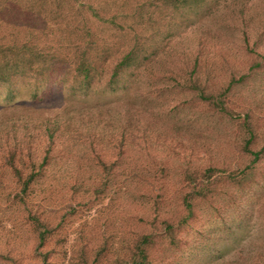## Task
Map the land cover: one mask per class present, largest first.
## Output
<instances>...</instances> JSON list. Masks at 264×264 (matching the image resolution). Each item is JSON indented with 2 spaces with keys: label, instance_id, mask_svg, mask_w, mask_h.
Segmentation results:
<instances>
[{
  "label": "rangeland",
  "instance_id": "obj_1",
  "mask_svg": "<svg viewBox=\"0 0 264 264\" xmlns=\"http://www.w3.org/2000/svg\"><path fill=\"white\" fill-rule=\"evenodd\" d=\"M164 1L0 0V47L66 60L85 43L110 49L100 84L85 95L54 78L36 99L22 86L13 102L0 92V122L14 125L24 147L22 177L30 159L40 172L23 196L3 155L13 138L0 139V264H127L126 248L146 234L155 243L148 264H264V0H207L187 21ZM136 45L145 61L126 89L103 92L112 61ZM231 79L228 115H218L204 96ZM245 114L250 150L263 149L253 179L245 191L224 186L197 203L192 230L172 246L162 223L184 216L187 173L248 163Z\"/></svg>",
  "mask_w": 264,
  "mask_h": 264
},
{
  "label": "trees",
  "instance_id": "obj_2",
  "mask_svg": "<svg viewBox=\"0 0 264 264\" xmlns=\"http://www.w3.org/2000/svg\"><path fill=\"white\" fill-rule=\"evenodd\" d=\"M171 3V8L174 11H179L182 21H187L195 15L198 11L200 14L203 7L206 6L207 0H165ZM164 1V2H165ZM202 8V10H201ZM208 7L204 10L206 11ZM137 13L143 10V7L136 8ZM148 16L149 13H148ZM14 46V45H13ZM109 46L96 45L95 42L85 43L83 46H75L71 49L72 56L69 59L58 58L53 52H47L45 49L33 46L28 48L26 45L16 47H0V92H3V101L13 102L19 93V87L27 89L29 97L36 99L41 89L50 80L54 84L66 88V92L70 95L75 93H83L84 95L89 92L95 85L100 84L102 69L101 58L110 50ZM10 54H7L9 53ZM142 48L136 46L130 47L123 51L109 66V73L107 79L102 85L103 92L107 94H115L121 90L126 89V81L133 78L135 71L142 66L145 58L142 57ZM102 55V57H100ZM259 63L252 65V69H257ZM125 79L123 80V77ZM246 77H239L237 80L242 82ZM70 81V83H69ZM235 80L231 79L225 89L216 95L204 96L205 102L208 106L216 111L218 115H228V109L225 106V100L222 99L224 94L230 91ZM243 124L245 132L243 136L242 147L240 151L242 156L250 157L248 163L241 169L226 170L217 169L213 167L206 168L201 174L187 173L188 193L181 200V207L184 216L173 224L171 222L163 221L162 231L168 238L169 244L180 246V234L183 228L192 230L190 222L194 218L195 207L197 203L206 201L209 196L222 187H236L241 191L248 188V183L251 182L253 177L254 166L259 162L263 149L254 152L250 150L252 144V132L249 125V116L244 115ZM14 125L8 124L6 121L0 122V139L5 138L8 134L12 137V143L5 146L3 155L5 158L6 166L9 167L14 173L15 181L19 185V191L23 196H26L28 186L38 178L39 170L34 171V159L29 160V173L23 175V169L19 166L23 165V158L25 157L23 150L24 147L20 142L16 141ZM52 129H46L45 136L49 143L54 139ZM53 143V142H52ZM29 151V149H26ZM44 156L39 163V168L47 161V155ZM106 174L111 170V165L106 167L104 163L99 161ZM222 173V174H220ZM253 179V178H252ZM22 200V199H21ZM236 206L238 221L234 228L241 229L240 223L244 222V217L241 218L244 211L238 209ZM36 222H38L36 220ZM243 224V223H242ZM232 233V232H231ZM153 235L146 234L132 240L130 245L126 248L125 262L127 264H148L150 259V250L155 246ZM45 237L39 234L40 243L43 244Z\"/></svg>",
  "mask_w": 264,
  "mask_h": 264
}]
</instances>
